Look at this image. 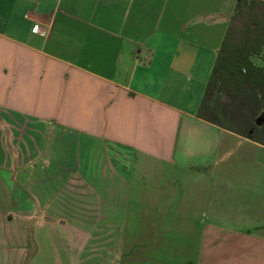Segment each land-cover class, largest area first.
I'll return each mask as SVG.
<instances>
[{"label":"crops","instance_id":"1","mask_svg":"<svg viewBox=\"0 0 264 264\" xmlns=\"http://www.w3.org/2000/svg\"><path fill=\"white\" fill-rule=\"evenodd\" d=\"M237 2L0 0V264H264V106L207 93ZM101 149L123 168L103 231L53 207ZM133 159L191 174L177 223L150 224Z\"/></svg>","mask_w":264,"mask_h":264},{"label":"rangeland","instance_id":"2","mask_svg":"<svg viewBox=\"0 0 264 264\" xmlns=\"http://www.w3.org/2000/svg\"><path fill=\"white\" fill-rule=\"evenodd\" d=\"M242 21H246V19H241ZM240 27L242 26V22L239 23ZM261 60V61H260ZM258 64H263L264 60L261 58L255 60ZM264 108L259 111L257 115V119L255 122L264 116ZM261 125L255 126L256 128ZM112 161V162H111ZM113 160H111V153L108 154L106 151L100 152V157L97 162V167L94 166L92 169L94 171V181L92 183V177H88L84 172L83 174L75 168H67V190L65 192L62 191L61 199L53 200V207H63V208H72L74 207L78 211L81 209V213L84 215L83 220L86 223H94L98 225L100 231L106 229L109 224L111 226L117 227L120 219H122V204L120 203L118 192V186L116 184H111V175H118L119 171L121 174L123 173V168H116L113 164ZM128 162V161H127ZM129 164L132 169L131 175L136 179L144 178L147 182L146 188L148 194H154V200L148 201L149 211L154 214V218L152 215V220L150 224L159 226L157 229H161L162 223L167 225L170 223H177L179 218L180 208L177 205L187 197L190 192L193 184L191 183V174H183L181 172H177L174 169L168 168L166 166L151 163L149 162L147 165V170L144 171L140 166H137L135 160L129 161ZM125 170V169H124ZM126 171V170H125ZM57 172V176H58ZM90 175L91 169H90ZM97 175V176H96ZM129 175V174H128ZM189 179V180H188ZM58 187V185H56ZM135 186L133 185V192H135ZM145 188V185H144ZM77 192V194H76ZM161 193L164 194H172L178 196L174 201V206L172 208L166 209V202L161 200ZM78 195V196H76ZM73 197V199H72ZM159 198L161 201L156 205V198ZM76 198V199H75ZM166 214L172 217V219H166ZM158 215V220L156 216ZM81 217V216H75ZM59 218V217H58ZM177 219V220H176ZM129 258V257H128ZM136 254L133 255L129 260H126L124 257V261L122 264H139L137 260ZM126 260V261H125ZM148 264H153L152 261H148ZM167 264V263H161Z\"/></svg>","mask_w":264,"mask_h":264},{"label":"trees","instance_id":"3","mask_svg":"<svg viewBox=\"0 0 264 264\" xmlns=\"http://www.w3.org/2000/svg\"><path fill=\"white\" fill-rule=\"evenodd\" d=\"M242 21L241 19H246ZM242 22L240 27L239 23ZM264 1L238 0L207 87V93L235 99L260 97L264 106ZM256 97V96H255ZM264 120V116L262 117Z\"/></svg>","mask_w":264,"mask_h":264},{"label":"built area","instance_id":"4","mask_svg":"<svg viewBox=\"0 0 264 264\" xmlns=\"http://www.w3.org/2000/svg\"><path fill=\"white\" fill-rule=\"evenodd\" d=\"M34 32L37 33V34H39V35H44V34H45L44 31H41V30L39 29V27H35Z\"/></svg>","mask_w":264,"mask_h":264},{"label":"water","instance_id":"5","mask_svg":"<svg viewBox=\"0 0 264 264\" xmlns=\"http://www.w3.org/2000/svg\"><path fill=\"white\" fill-rule=\"evenodd\" d=\"M263 122H264V120L261 118L260 121L258 120V121L256 122V124H257V125H261Z\"/></svg>","mask_w":264,"mask_h":264}]
</instances>
